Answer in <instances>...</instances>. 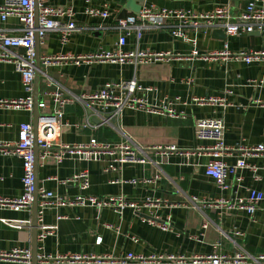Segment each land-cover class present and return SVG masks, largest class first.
Segmentation results:
<instances>
[{
  "label": "crops",
  "instance_id": "obj_1",
  "mask_svg": "<svg viewBox=\"0 0 264 264\" xmlns=\"http://www.w3.org/2000/svg\"><path fill=\"white\" fill-rule=\"evenodd\" d=\"M252 1L232 0L233 13L242 12ZM48 5L71 8L76 14L77 31L67 45L61 44L58 34H48L39 46L41 58H75L101 49L112 51L121 36L118 21L136 15L144 6L205 14L215 8L216 0H48ZM104 5H109L111 16L108 19L93 18L86 12L89 8L102 9ZM139 25L144 28L127 37L124 51L165 54L163 61H148L137 66L103 62L76 66L72 61H61L42 69L41 93L60 90L67 96L80 97L99 92L109 82L135 79L140 86L153 89L150 93L138 94L153 105L177 98L187 102V106H176L177 112L183 113L178 118L128 109L115 122L112 119L106 125L102 117L90 109L89 102L77 101L66 108L58 145L79 146L92 140L111 145L129 142L140 147L139 156L152 165L132 164L125 166L122 172H106L118 153L116 156L108 152L87 153L67 156L61 164L53 159H38L36 177L38 188L62 199H73L80 194L99 198L124 196L131 202L159 199L162 204L157 210V220L171 219L172 231L164 232L146 222L154 218L155 210L151 211L153 213L145 209L140 213L132 210L119 213L90 206L50 209L45 213V223L57 229L45 241L37 240L41 257L38 264H210L204 258L225 255L233 259L238 254L252 258L239 264H264V260L255 262L264 255V201L258 204L254 215L224 209L215 203L221 198H245L251 190L264 194V155L247 158V164L256 171L246 170L240 182L234 174H229V188L221 191L205 174V166L211 158L202 149L212 143L198 140L196 133L198 120L223 116L224 143L228 148L264 145V61L247 65L234 59L209 58L226 45L234 53L264 50V33L226 36V40H218L212 29L207 32L204 28L187 29L186 40L174 37L171 28H150L142 22ZM0 29L10 36L21 34L15 18L4 23L0 20ZM11 51L25 54L23 49ZM195 51L197 56L193 55ZM3 52L0 45V54ZM225 90L233 91V95L227 97L231 107L190 105L193 98L223 96ZM23 96L21 75L12 63L0 60V100ZM47 103L49 108L41 111L42 114L56 110L51 99L47 98ZM35 120L34 111L0 107V141L16 142L21 124L34 125ZM241 158L242 153L234 150L225 153L222 160L234 167ZM154 164L163 172L160 180L155 179L158 170ZM85 170L90 173L88 191L81 193L77 185L60 183ZM22 177V161L0 154V195L20 197ZM143 178L151 183L144 186L123 184V181ZM59 217L63 219L58 220ZM27 220H33L32 209L29 212L0 209V253L20 248L31 250L33 255V228L18 230L7 223ZM99 239L100 244L97 243ZM128 254L164 258L147 263L124 262ZM64 256L98 260L56 259ZM170 256L182 257L184 261L170 260ZM195 258L199 260L195 262ZM0 264L24 263L0 260Z\"/></svg>",
  "mask_w": 264,
  "mask_h": 264
},
{
  "label": "built area",
  "instance_id": "obj_2",
  "mask_svg": "<svg viewBox=\"0 0 264 264\" xmlns=\"http://www.w3.org/2000/svg\"><path fill=\"white\" fill-rule=\"evenodd\" d=\"M72 1V0H70ZM38 2V19L35 13V0H0V20L6 22L10 18L19 21L21 32L18 36H10L4 29H0V45L4 52L0 54V60L12 63L16 71L21 75L24 96L18 99L0 100V107L24 110L32 113L35 107L34 100V82L36 74V38H39L40 44L48 34L56 33L60 37L62 45H67L73 33L77 31L75 23V12L71 8H55L48 5V0H37ZM87 14L93 18L108 19L111 16L109 5H104L102 9L89 8ZM145 23L150 28H171L174 37L187 40V29L204 28L223 29L226 36H239L241 34L264 33V0H254L250 2L245 10L240 13H233L232 0H216V6L211 12L198 14L186 10L157 9L154 6H144L136 15H129L118 21L117 29L121 33L115 48L112 51L98 50L95 53L81 55L77 57H43L41 63L43 67L56 64L61 61H72L76 66L81 64H91L93 62H103L111 64H132L140 65L148 61H163L165 54H152L141 51H124L127 44V37L133 32H140L144 27L139 23ZM13 49H23L25 54L18 55L13 53ZM194 56L198 52L193 53ZM209 58L234 59L244 62L247 65L264 61V50L259 51H241L230 52L226 45L220 52L212 53ZM42 72V71H41ZM43 75V72H42ZM152 88H144L134 79L128 82H109L97 93L84 96H67L60 90H45L40 94L41 102L38 107L40 111L45 112L49 108L47 98L54 102L56 110L53 113H43L40 117L35 132L31 123L21 124L18 139L16 142L0 141V154L3 156L18 157L23 164L22 187L23 192L20 197L7 198L0 195V209H8L14 212L30 211L33 206L36 186H35V144L41 150L39 159L46 161L53 159L57 164H61L67 156L94 154L108 152L116 156L105 169L106 172H122L127 165H152L149 160L139 156L142 149L134 146L129 142L119 145L102 144L97 140L90 141L89 144L79 146L58 145V138L63 126V117L68 106L75 102H89L90 109L94 110L98 116L102 117L103 124H110L112 119L122 116L125 110H142L149 114L167 115L170 118H178L183 113H178L176 106L189 105L187 102H181L180 99L162 100L158 104H151L146 97H139V93H150ZM233 95L232 90H225L223 96L208 98H193L190 105L197 106H214L227 108L232 104L227 101V97ZM100 106V110L94 107ZM86 126H89L86 125ZM197 138L200 141L211 142L212 145L202 150L210 156L211 161L205 166V174L214 180L221 191L229 188L227 179L229 174H234L236 180L242 181V175L246 170L256 171L251 168L246 160L249 157L264 155V145L257 146H237L228 148L224 143L225 120L223 116L200 119L196 122ZM55 148H60L55 151ZM172 148V147H171ZM168 148V149H171ZM173 149V148H172ZM242 153V158L237 161L234 167L228 166L223 160L225 153L231 151ZM156 165V164H154ZM158 174L155 179L160 180L163 172L156 165ZM64 186L77 185L80 192H86L91 187L90 173L85 170L75 174L71 178L60 182ZM118 183V182H114ZM149 179L123 181V184L132 186L150 184ZM38 212H37V229L39 242L45 241L52 237L56 231V226H48L45 223V213L50 209H58L70 206L96 207L99 209L109 208L119 213L126 210H132L134 213H140L142 210H155L154 218L146 220L148 224L161 229L164 232L172 231L171 219L165 222L158 221L157 210L161 208V200L147 198L143 202H131L124 196H115L110 198H99L92 195H83L71 199H62L48 192L44 188H38ZM264 201V194L256 190L249 191L245 198L234 200L218 199L217 206L228 210H241L250 215L257 211L258 204ZM153 213V212H151ZM59 217L58 220H62ZM12 228L22 230L32 228V222L18 221L7 222ZM208 228V226H205ZM239 234V233H238ZM101 239L97 241L100 244ZM163 256H142L128 254L124 257V262L147 263L151 261L162 260ZM32 251L29 249H13L0 253L1 261L19 262L32 264ZM38 259L40 260L41 257ZM48 260L49 258H44ZM65 261H90L98 260L94 257L82 256H64L56 258ZM170 260L184 261L182 257L170 256ZM210 264H226L233 261L235 264L244 262L249 258L238 254L233 259L229 256H209L204 258ZM43 260V259H42ZM199 258H195L197 262ZM264 255L255 260L256 263L263 261Z\"/></svg>",
  "mask_w": 264,
  "mask_h": 264
},
{
  "label": "water",
  "instance_id": "obj_3",
  "mask_svg": "<svg viewBox=\"0 0 264 264\" xmlns=\"http://www.w3.org/2000/svg\"><path fill=\"white\" fill-rule=\"evenodd\" d=\"M38 2L35 0V13L36 17L38 19ZM213 36L214 38L218 40H226V34L223 29H215L213 31ZM39 38H36V59H35V64H36V74H35V82H34V100H35V107H34V116H35V121H34V130L37 132V127H38V122L39 118L43 115L42 112L40 111L38 105L41 102V74H42V69L44 68L42 63H41V56H40V51H39ZM115 122V119L113 120ZM40 149L35 144V174H37V169H38V157L40 153ZM35 186H36V192H35V198L32 206V212H33V220H32V228H33V259H32V264H38L39 259H38V229H37V212H38V182H37V177L35 175Z\"/></svg>",
  "mask_w": 264,
  "mask_h": 264
}]
</instances>
